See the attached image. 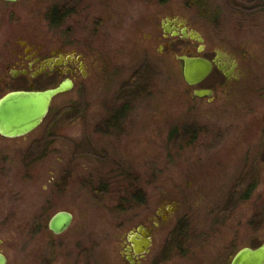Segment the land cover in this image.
<instances>
[{
	"label": "rangeland",
	"instance_id": "374dc122",
	"mask_svg": "<svg viewBox=\"0 0 264 264\" xmlns=\"http://www.w3.org/2000/svg\"><path fill=\"white\" fill-rule=\"evenodd\" d=\"M7 6L0 99L28 87L4 65L20 36L76 51L87 65L42 125L0 135L7 264H127L122 248L139 224L155 228L144 264H211L233 239L236 249L264 242V19L241 35L207 37L240 61L208 99L193 95L176 43L167 51L161 39L136 35L115 10L102 25L66 17L65 0ZM166 199L177 201L176 212L155 227L150 217ZM62 210L74 220L55 234L49 222Z\"/></svg>",
	"mask_w": 264,
	"mask_h": 264
},
{
	"label": "flooded vegetation",
	"instance_id": "af4514ba",
	"mask_svg": "<svg viewBox=\"0 0 264 264\" xmlns=\"http://www.w3.org/2000/svg\"><path fill=\"white\" fill-rule=\"evenodd\" d=\"M9 2L0 0L1 20L8 16ZM114 10L120 17L132 21V29L136 35L161 39L164 50L172 51L176 43L179 48L177 51L182 53L179 60L183 68L184 61L181 59L183 55L210 61L212 63L210 74L195 85L193 93L196 96L197 89L212 90L210 97H201L208 99L215 97L216 89L223 80L236 77L240 61L232 51L217 48L216 43H211L207 37L241 35L253 21L264 19L263 0H65L66 17L79 15L84 19H96L102 22V25L103 21L109 20ZM53 15H58L57 10H54ZM12 47L7 59L4 58V65L10 72L11 79L24 80L28 84L23 90L48 89L49 87H39L37 82L44 79L51 85V78L55 74L65 76V79L69 78L75 84V77L86 71L87 65L83 55L76 51L67 53L66 48H56L51 45V41L20 36ZM2 80L6 82L7 77ZM177 205L176 200H161L156 208V215L150 217L155 227L168 221L175 214ZM139 226H144L150 231L154 242L155 228L152 225L139 224L132 232H137ZM233 241L214 250L217 258L211 264H232L235 256L243 248L256 249L264 245L262 242L256 247L245 246L236 249V239ZM130 246L131 243L126 241L122 248V256L126 263L144 264L146 253L136 255L133 250L129 253Z\"/></svg>",
	"mask_w": 264,
	"mask_h": 264
},
{
	"label": "water",
	"instance_id": "95a60500",
	"mask_svg": "<svg viewBox=\"0 0 264 264\" xmlns=\"http://www.w3.org/2000/svg\"><path fill=\"white\" fill-rule=\"evenodd\" d=\"M16 2L18 0H7ZM184 61L183 76L187 84L195 86L203 81L212 70V63L201 57L181 56ZM74 87L71 79H65L59 85L45 90H16L5 94L0 99V135L7 138L25 136L37 129L47 117L53 100L60 94L70 91ZM212 90L197 89L198 97H210ZM74 215L70 211L55 213L49 228L55 234L65 232L71 226ZM131 246L130 253L136 255L148 253L153 245L151 233L144 226H139L137 232L128 236ZM7 256L0 252V264H7ZM232 264H264V245L252 249L243 248L234 258Z\"/></svg>",
	"mask_w": 264,
	"mask_h": 264
}]
</instances>
